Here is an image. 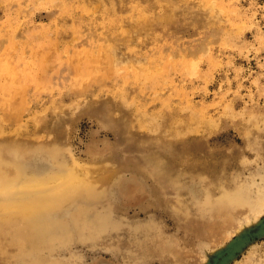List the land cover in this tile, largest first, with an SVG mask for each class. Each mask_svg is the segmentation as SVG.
Returning <instances> with one entry per match:
<instances>
[{"label": "rangeland", "instance_id": "374dc122", "mask_svg": "<svg viewBox=\"0 0 264 264\" xmlns=\"http://www.w3.org/2000/svg\"><path fill=\"white\" fill-rule=\"evenodd\" d=\"M72 164L0 264H206L264 187V0H0V179Z\"/></svg>", "mask_w": 264, "mask_h": 264}, {"label": "bare ground", "instance_id": "6f19581e", "mask_svg": "<svg viewBox=\"0 0 264 264\" xmlns=\"http://www.w3.org/2000/svg\"><path fill=\"white\" fill-rule=\"evenodd\" d=\"M74 165L72 164L67 172L57 175L40 177L28 175L25 177L18 176L10 180L0 179V222H5L15 213H19L24 215V218L28 220V222L35 223L36 220L43 217L40 209L46 204L63 200L64 197L68 195L66 192L67 188L70 186L79 187L80 189L89 187L91 182V171H89L90 178L86 171L91 168L84 171L82 174ZM79 167L81 168V166ZM256 190L257 193L255 194L253 202L250 204L249 211L242 217L236 218L228 228L222 231L224 234L222 236L219 234L220 238L219 236L215 237L216 239L212 240V244L210 243L209 246L212 245L215 249L217 246L221 245L222 238L225 240L229 238L233 232H241L246 227L257 222L258 216L264 212V187H257ZM254 245L248 253L246 252L247 254L244 255V258L241 259V264H264V259H262L260 255L261 253L257 255L259 253L257 248L259 247L256 248ZM254 252H256V254ZM205 262L206 255L205 253H201L197 264H205ZM236 262L239 263V261Z\"/></svg>", "mask_w": 264, "mask_h": 264}, {"label": "water", "instance_id": "95a60500", "mask_svg": "<svg viewBox=\"0 0 264 264\" xmlns=\"http://www.w3.org/2000/svg\"><path fill=\"white\" fill-rule=\"evenodd\" d=\"M262 235H264V219L259 220L254 228L241 231L224 248L217 250L206 264H228L251 239Z\"/></svg>", "mask_w": 264, "mask_h": 264}]
</instances>
